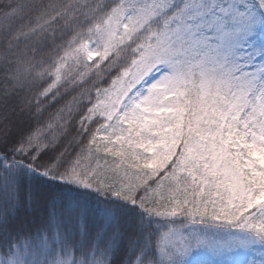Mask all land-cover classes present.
I'll return each instance as SVG.
<instances>
[{
	"label": "snow or ice",
	"instance_id": "snow-or-ice-1",
	"mask_svg": "<svg viewBox=\"0 0 264 264\" xmlns=\"http://www.w3.org/2000/svg\"><path fill=\"white\" fill-rule=\"evenodd\" d=\"M0 264H264V0H0Z\"/></svg>",
	"mask_w": 264,
	"mask_h": 264
},
{
	"label": "trees",
	"instance_id": "trees-1",
	"mask_svg": "<svg viewBox=\"0 0 264 264\" xmlns=\"http://www.w3.org/2000/svg\"><path fill=\"white\" fill-rule=\"evenodd\" d=\"M100 163L103 164V160H101Z\"/></svg>",
	"mask_w": 264,
	"mask_h": 264
}]
</instances>
